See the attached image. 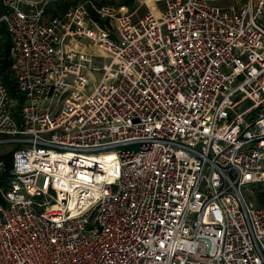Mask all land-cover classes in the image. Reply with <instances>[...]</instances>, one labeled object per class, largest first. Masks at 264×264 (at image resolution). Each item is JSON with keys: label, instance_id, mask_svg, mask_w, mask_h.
<instances>
[{"label": "built area", "instance_id": "2783aa9c", "mask_svg": "<svg viewBox=\"0 0 264 264\" xmlns=\"http://www.w3.org/2000/svg\"><path fill=\"white\" fill-rule=\"evenodd\" d=\"M59 1L0 0V264H264V0Z\"/></svg>", "mask_w": 264, "mask_h": 264}, {"label": "trees", "instance_id": "16d2710c", "mask_svg": "<svg viewBox=\"0 0 264 264\" xmlns=\"http://www.w3.org/2000/svg\"><path fill=\"white\" fill-rule=\"evenodd\" d=\"M87 0H61L56 4H52L48 7L47 12L48 14H56L59 11H65L67 10L71 5L76 3H81ZM94 4L101 8L103 5L110 4V5H121L128 7V9H132L135 7V0H119L117 3L114 0H92ZM91 10V13L93 17L98 21L99 24L102 26L110 25L108 24V19H101L93 10L92 8H89ZM2 6L0 4V15L2 14ZM106 25V26H107ZM1 32L2 37L0 39V81L8 88V91L12 98H15L16 100L20 101V104L23 103V95L20 92L18 86H16L15 77L13 72L10 69L11 66V57H10V42L9 37L6 32V29L1 26ZM4 147V146H3ZM2 148V147H0ZM14 149H9L5 151L0 152V163H3V167L0 170V186L4 185L6 182V178L10 175V169L12 167V154ZM259 197V204L261 206H264V188L263 190L258 194Z\"/></svg>", "mask_w": 264, "mask_h": 264}, {"label": "rangeland", "instance_id": "374dc122", "mask_svg": "<svg viewBox=\"0 0 264 264\" xmlns=\"http://www.w3.org/2000/svg\"><path fill=\"white\" fill-rule=\"evenodd\" d=\"M114 1L117 3L119 0H114ZM246 2H247V0H241V3L242 4L243 3H246ZM214 4L215 5H218V6L219 5L227 6V5H230V4H233V3L231 1H229V0L228 1L225 0V1H219V3H214ZM119 7H120V5L117 6V7H115V9L118 10V12L120 10ZM135 8H136V5H135L134 8L129 9L128 10V13L129 14H132V12L134 13V11L136 10ZM144 13H145V9H140L137 14H134V16H135L136 19H138L139 18L138 15H143ZM113 24H114V22H113ZM94 60H96V59H94ZM109 61L110 60H105L104 61V59H101L100 62L93 61L90 64H93L96 67H102L105 62L106 63H109ZM89 75L92 76L93 81L95 83H98L100 81L101 77H102V72L101 71H93V70H90L89 71ZM93 89H94V83L91 82L90 85L87 87V89L85 91V94H91V92L93 91ZM11 148H12V146L5 145L4 147L0 148V152L1 151H5V150H9ZM12 149H16V147L13 146ZM263 188H264V184H254L252 186H248V187L243 188V194L245 195V197L248 200V202L252 203L254 206L255 205L261 206L259 204L258 194L263 190ZM261 207H264V206H261Z\"/></svg>", "mask_w": 264, "mask_h": 264}, {"label": "crops", "instance_id": "0c3cea01", "mask_svg": "<svg viewBox=\"0 0 264 264\" xmlns=\"http://www.w3.org/2000/svg\"><path fill=\"white\" fill-rule=\"evenodd\" d=\"M123 7H124L125 9H128V7H125V6H123ZM128 10H129V9H128ZM141 16H142V15H138V17H141ZM133 18H135V17H133ZM135 19H136V18H135ZM262 21H263V23H264V17L262 18ZM108 24H110V25H107V24H106L107 26L105 25V27H110L111 24H113V22H109ZM112 26H113V27H116L115 24H113ZM79 50L82 51V52H85V53H89V52L91 51L90 48L88 49V48H83V47H79Z\"/></svg>", "mask_w": 264, "mask_h": 264}, {"label": "bare ground", "instance_id": "6f19581e", "mask_svg": "<svg viewBox=\"0 0 264 264\" xmlns=\"http://www.w3.org/2000/svg\"><path fill=\"white\" fill-rule=\"evenodd\" d=\"M106 159H107L108 161H112V157H109V156H108Z\"/></svg>", "mask_w": 264, "mask_h": 264}]
</instances>
